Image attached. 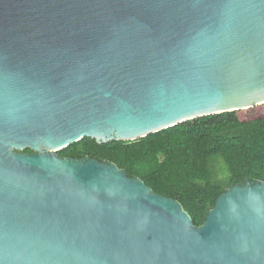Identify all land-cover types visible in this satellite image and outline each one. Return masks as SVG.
Listing matches in <instances>:
<instances>
[{
  "label": "water",
  "instance_id": "1",
  "mask_svg": "<svg viewBox=\"0 0 264 264\" xmlns=\"http://www.w3.org/2000/svg\"><path fill=\"white\" fill-rule=\"evenodd\" d=\"M263 95L264 0H0V264H264V181L196 227L116 163L58 154Z\"/></svg>",
  "mask_w": 264,
  "mask_h": 264
},
{
  "label": "trees",
  "instance_id": "2",
  "mask_svg": "<svg viewBox=\"0 0 264 264\" xmlns=\"http://www.w3.org/2000/svg\"><path fill=\"white\" fill-rule=\"evenodd\" d=\"M58 154L116 163L154 192L180 201L199 227L228 189L264 181V103L190 119L136 140L85 136Z\"/></svg>",
  "mask_w": 264,
  "mask_h": 264
},
{
  "label": "bare ground",
  "instance_id": "3",
  "mask_svg": "<svg viewBox=\"0 0 264 264\" xmlns=\"http://www.w3.org/2000/svg\"><path fill=\"white\" fill-rule=\"evenodd\" d=\"M253 101H256V102H261V101H264V95L263 96H260L258 98H256L255 100Z\"/></svg>",
  "mask_w": 264,
  "mask_h": 264
}]
</instances>
